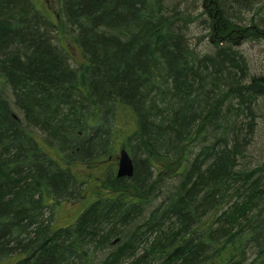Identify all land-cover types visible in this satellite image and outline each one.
Instances as JSON below:
<instances>
[{
  "label": "trees",
  "instance_id": "obj_1",
  "mask_svg": "<svg viewBox=\"0 0 264 264\" xmlns=\"http://www.w3.org/2000/svg\"><path fill=\"white\" fill-rule=\"evenodd\" d=\"M214 3L220 45L200 57L189 22L159 1L67 0L50 22L0 0V261L264 264V164L245 168L240 139L264 76L245 83L236 48V17L264 0ZM65 28L85 58L76 67L53 41ZM118 149L140 153L132 178L117 177ZM110 161L104 192L54 230L55 206L95 184L72 167Z\"/></svg>",
  "mask_w": 264,
  "mask_h": 264
},
{
  "label": "rangeland",
  "instance_id": "obj_2",
  "mask_svg": "<svg viewBox=\"0 0 264 264\" xmlns=\"http://www.w3.org/2000/svg\"><path fill=\"white\" fill-rule=\"evenodd\" d=\"M28 3L34 6L33 11L43 20L47 17L50 22H57L63 20V9L67 0H26ZM161 2L166 5L169 17H175L178 15L177 22H189L187 27L189 28V39L190 42L200 52H210L214 45H220L214 37L213 23L215 19L211 18L208 14L209 10H213L214 1L216 0H154ZM219 6V5H218ZM214 11H212L213 13ZM211 13V14H212ZM213 15V14H212ZM237 18V20H236ZM235 18L236 21L245 20L239 22L240 27L243 28L244 33L239 37L243 38V41H239L240 45L238 48L239 52L245 58L246 76L245 83L248 81L264 76V12L261 11L257 14V11L246 13L243 16L239 15ZM241 18V19H240ZM64 22V21H63ZM66 34L65 39L60 42L58 39H54L55 44L60 46L63 53L68 58V61L72 67H76L85 61L83 52L78 44L72 41L70 36L71 30L65 28ZM54 35V34H53ZM64 35V34H62ZM213 42V43H212ZM236 42V41H234ZM233 42V43H234ZM228 104L225 110L228 108ZM17 111V110H16ZM18 112V111H17ZM249 114V113H248ZM247 114V116H248ZM245 120V118H244ZM246 127L245 132L247 133L246 138L240 136V139L244 142V155L243 162L245 163L246 169L256 168L264 164V96L258 101V106L253 108V115L249 116L245 120V123H251ZM36 135H40L39 132L35 131ZM118 149L115 153L113 166L118 167ZM46 151L56 159L54 156L53 149L46 148ZM198 151L195 149L192 156ZM140 153H138L139 155ZM138 155H131L135 161L139 160ZM191 156V157H192ZM58 160V159H57ZM110 163L99 162L93 169H87V166L81 163L75 164L72 168L80 176V179L84 177H90V182L95 181V184L91 186H76L77 194L73 195L69 200L60 202L59 205L55 206L54 215L52 218L53 229L68 228L75 224L78 217L83 213L90 205L94 202V193L97 191H103V179L110 171ZM104 192V191H103ZM162 198L155 200L149 207L159 205L162 202ZM263 206H260V209ZM51 212L47 211L46 215L49 216ZM105 254H97L96 261H99L104 257ZM0 264H8V262L0 261ZM128 264V263H124Z\"/></svg>",
  "mask_w": 264,
  "mask_h": 264
},
{
  "label": "water",
  "instance_id": "obj_3",
  "mask_svg": "<svg viewBox=\"0 0 264 264\" xmlns=\"http://www.w3.org/2000/svg\"><path fill=\"white\" fill-rule=\"evenodd\" d=\"M135 173V164L133 158L126 149H122L119 153V163L117 170L118 178H132Z\"/></svg>",
  "mask_w": 264,
  "mask_h": 264
},
{
  "label": "bare ground",
  "instance_id": "obj_4",
  "mask_svg": "<svg viewBox=\"0 0 264 264\" xmlns=\"http://www.w3.org/2000/svg\"><path fill=\"white\" fill-rule=\"evenodd\" d=\"M213 43V42H212ZM192 47L196 50V52L200 55V57H202V56H204V55H206V54H208L209 53V51L208 52H206V53H202V52H200L199 50H197V48L195 47V46H193V44H192ZM242 55V54H241ZM244 58V57H243ZM245 59V58H244ZM246 62V61H245ZM247 67V66H246ZM253 123V121L251 122V123H249V125L250 124H252ZM247 126V127H251V126Z\"/></svg>",
  "mask_w": 264,
  "mask_h": 264
}]
</instances>
